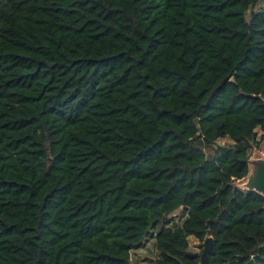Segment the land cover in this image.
I'll return each mask as SVG.
<instances>
[{"label":"trees","instance_id":"trees-1","mask_svg":"<svg viewBox=\"0 0 264 264\" xmlns=\"http://www.w3.org/2000/svg\"><path fill=\"white\" fill-rule=\"evenodd\" d=\"M257 1L0 0V264H264Z\"/></svg>","mask_w":264,"mask_h":264},{"label":"rangeland","instance_id":"rangeland-1","mask_svg":"<svg viewBox=\"0 0 264 264\" xmlns=\"http://www.w3.org/2000/svg\"><path fill=\"white\" fill-rule=\"evenodd\" d=\"M264 11V3L260 0L249 10L246 15V20H249V16L251 12H263ZM257 140H259L261 132L259 130L256 131ZM230 141L228 139H220L216 141V146H224L229 144ZM264 159V140L260 142L259 149H251L249 150V161ZM245 180L236 182L235 187L241 191L243 190V184ZM186 218V211L184 209L177 210L174 214L169 217V221L167 223H161L156 225V227L151 230L142 243L133 249L130 252V262L131 264H155V261L158 259V253L155 248V237L157 232L160 230L161 227H173V226H180ZM188 252L191 255L200 256L203 247L202 243L198 240L190 237L188 238Z\"/></svg>","mask_w":264,"mask_h":264},{"label":"water","instance_id":"water-1","mask_svg":"<svg viewBox=\"0 0 264 264\" xmlns=\"http://www.w3.org/2000/svg\"><path fill=\"white\" fill-rule=\"evenodd\" d=\"M249 171L243 184V190L253 192L264 198V159L248 161ZM212 246V238L207 237L203 241V251L199 264H204Z\"/></svg>","mask_w":264,"mask_h":264}]
</instances>
